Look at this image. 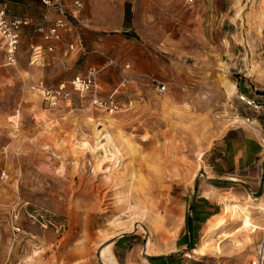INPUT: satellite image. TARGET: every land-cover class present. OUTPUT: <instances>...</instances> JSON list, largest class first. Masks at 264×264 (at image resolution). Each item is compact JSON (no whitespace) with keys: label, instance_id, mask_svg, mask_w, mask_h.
<instances>
[{"label":"rangeland","instance_id":"374dc122","mask_svg":"<svg viewBox=\"0 0 264 264\" xmlns=\"http://www.w3.org/2000/svg\"><path fill=\"white\" fill-rule=\"evenodd\" d=\"M92 1L89 9L103 12L91 24L106 42L95 44L85 27L90 53L76 55L72 69L70 55L66 68L47 65V56L31 62L37 31L24 33L10 65L0 36V264H155L150 258L162 256L173 260L160 264H252L264 237V185L255 195L240 186L205 190L222 201L220 220L192 247L177 244L213 142L264 120L240 96L264 98V0ZM103 53L118 66H107ZM89 66L101 69L102 98L114 95L122 112L78 93L49 109L43 88ZM106 134L123 154L112 172L96 164ZM98 141L94 151L82 147ZM162 203L180 206L173 223L162 219ZM118 238L132 250L116 248Z\"/></svg>","mask_w":264,"mask_h":264},{"label":"crops","instance_id":"0c3cea01","mask_svg":"<svg viewBox=\"0 0 264 264\" xmlns=\"http://www.w3.org/2000/svg\"><path fill=\"white\" fill-rule=\"evenodd\" d=\"M0 1L6 5L11 15L28 16L33 19V23L29 27L23 28L22 36L24 33L30 35L36 32L35 28L38 24H51L57 17L56 13L46 11L41 0ZM80 1L83 3V8L80 10L77 22L81 24L80 30L85 45L89 43L86 39L87 30L85 29L89 25V28L95 31L94 37L97 38L95 44L104 45L106 39L100 37L101 26L91 24V21L96 22L98 20V13L101 15L103 11L98 10V13H96V11L89 9V6L93 4L92 0ZM67 4V10L73 12L71 1L67 0ZM85 6L86 8L84 9ZM107 11L105 10V12ZM91 12L93 15H91ZM34 39L33 45L44 47L45 50L42 56H47V65L54 64L62 67L63 63V67L66 68L69 65V68L72 69L75 67L76 61L79 60L76 55L84 56L71 53V58L66 62L67 65L63 61L67 44L75 41L73 33H64L62 42L55 43L56 50L54 52L47 51L51 42H45L41 35H35ZM255 123V126L252 123L247 125V128H231L226 131L224 135L213 142L212 147L206 153L203 164L204 179L201 184V192H195L190 196L189 206L185 213V229L178 239L177 245L181 248L192 247L206 224L212 222V225H214L216 221L220 220V218L217 219V216L220 214L222 201L220 200V204L215 199L206 196L204 194L205 190L208 193H212L214 188H216L226 190L228 191L227 193H235L233 189H237L236 186H240L244 188V193L247 195L249 193L255 195L261 192L264 185V120L256 119ZM223 209L225 212V207ZM112 243L116 248L120 247L124 253L132 250L126 243L124 244L123 238H118Z\"/></svg>","mask_w":264,"mask_h":264},{"label":"built area","instance_id":"2783aa9c","mask_svg":"<svg viewBox=\"0 0 264 264\" xmlns=\"http://www.w3.org/2000/svg\"><path fill=\"white\" fill-rule=\"evenodd\" d=\"M70 1L73 6V12L67 10V0H41L46 11L56 13L57 17L51 24L46 25L41 23L36 25L35 30H37L45 42H51V44L48 45V52H54L56 50L54 45L56 42H62L64 33H73L75 35V41L67 44L64 57H67V55L69 56L71 53L85 56L86 54H89L90 51L83 44L81 30L78 29L77 25V20L81 12L80 10L83 8V3L80 0ZM192 1L193 0H189L190 3ZM32 23L33 19L31 17H23L14 14L11 15L6 5L0 1V36L4 44L5 58L8 64L13 65L17 62L23 28L29 27ZM31 49V62L38 61V58L42 57L45 50L44 47L33 44L31 45ZM103 55L106 58L107 66H118L113 58L107 57L104 53ZM128 67L129 66H126V68ZM100 74V68L97 66H89L83 73L74 75L67 82H61L57 86L43 88L41 92L42 101H44L49 109H57L64 103H68L74 93H78L81 97H89L91 104L96 108L102 110L105 109L110 113L122 112L125 106L115 99L114 95L102 98L101 83L99 82ZM152 81L157 82L158 80L153 78ZM127 82H129L128 78L124 79L122 85L124 86ZM158 84L161 91L167 89L166 84L160 86V81H158ZM240 96L242 101L249 106H252L258 113L264 114V98L262 96L259 103H256L255 100L250 99L248 96ZM247 119L250 121L249 118ZM4 176L6 175L3 174L2 177ZM254 257L252 264H264V237L259 243Z\"/></svg>","mask_w":264,"mask_h":264},{"label":"bare ground","instance_id":"6f19581e","mask_svg":"<svg viewBox=\"0 0 264 264\" xmlns=\"http://www.w3.org/2000/svg\"><path fill=\"white\" fill-rule=\"evenodd\" d=\"M232 120H234V122L235 123H238V122H240L241 120H242V118L240 117V116H235V117H233V118H231ZM246 122H248V123H251L248 119H246ZM163 123V122H162ZM104 129V128H103ZM103 129L102 130H100V131H98L97 133H96V135L95 136H97V139L96 140H98V138H99V133L101 132V131H103ZM106 143L104 144V145H100V149L102 150V155H101V157L98 159V163H96L97 164V166L98 167H102L103 165V167L101 168V171H103V170H105L106 169V171H109V172H112V170L114 169V168H116V167H119L120 165H121V163H122V161H123V154L121 153V150H120V148L119 147H117L116 146V144H114V141H113V138L109 135V134H106ZM124 141L126 142V139H124ZM94 143V142H93ZM89 143H82V147H84V148H90L91 150H95V149H97V147H98V144H100L99 143V141H98V143L96 144V147L95 148H91L89 145H88ZM94 146V145H93ZM83 149V148H82ZM125 161V160H124ZM161 205V207H163V209H164V211H162V219L164 220V219H168L169 220V222H171V223H173V218L178 214V212L181 210V208H180V206L179 205H174V204H167V205H165L164 203H162V204H160ZM182 216V215H181ZM117 220V219H116ZM179 220V219H178ZM176 222V221H175ZM118 224L120 223V222H117ZM175 225H177V224H175ZM250 224L248 223L247 224V226H249ZM179 226V225H178ZM171 227H173V226H171ZM170 227V228H171ZM161 228V230H160V234L158 235V238H166V237H168V231H167V229L165 228V227H160ZM151 229V228H150ZM178 229V228H177ZM176 229V230H177ZM152 230H153V228H152ZM151 230V231H152ZM174 231V230H173ZM172 232H170V234H171ZM152 236V235H151ZM151 239V238H150ZM150 239H148V244H147V246L145 247V253H151V252H153V249H152V247H151V245H152V242L150 241ZM168 240V239H167ZM101 257L102 258H105V259H110L111 260V258H110V253H109V251H104L102 254H101Z\"/></svg>","mask_w":264,"mask_h":264},{"label":"trees","instance_id":"16d2710c","mask_svg":"<svg viewBox=\"0 0 264 264\" xmlns=\"http://www.w3.org/2000/svg\"><path fill=\"white\" fill-rule=\"evenodd\" d=\"M168 259L173 260V256H169V257L162 256L161 258H150V260L154 262L155 264H160L159 261H166ZM161 264H164V263H161Z\"/></svg>","mask_w":264,"mask_h":264}]
</instances>
